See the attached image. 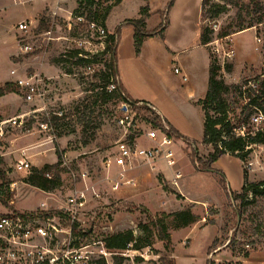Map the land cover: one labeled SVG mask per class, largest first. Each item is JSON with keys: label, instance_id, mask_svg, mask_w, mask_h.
<instances>
[{"label": "rangeland", "instance_id": "obj_1", "mask_svg": "<svg viewBox=\"0 0 264 264\" xmlns=\"http://www.w3.org/2000/svg\"><path fill=\"white\" fill-rule=\"evenodd\" d=\"M97 1L100 12L112 7L106 19V33L113 35L119 29L115 54L119 82L132 98L152 102L167 119L156 115L164 121L162 128L167 127L173 139L176 166L170 171L180 186H168L164 177L155 171L150 172L154 175V183L146 185L144 191L123 194L135 189L127 187L110 191L109 179L114 178L116 171L107 174L103 168L104 159L112 156L120 144H130V137L132 144L140 145L136 138L160 131L149 121L155 114L136 112L131 127L124 130L118 127L117 121L129 115L128 104L112 100L93 104L94 95L91 96L89 90L101 84L99 74L110 55L103 53L105 44L101 45L103 40L95 30L89 25L86 27L85 16L81 23L73 17L76 1L0 0V89L6 84L13 85L9 77L12 69L21 75H38L45 82L42 102H24L22 93L14 85L11 93L0 97V123L23 117L21 130L9 125L0 138V186H4L3 198L7 200L5 204L0 203V214L38 213L42 204L52 214L76 193L83 192L86 204L79 219L84 223L82 232L88 235L83 237L82 243H94L93 257L97 262H111L116 255L105 252L103 257V238L128 231L140 240L139 246L147 240L150 246L140 249L146 253L148 249L147 255L157 256V259L145 263L141 259L136 261L135 257L133 260L124 258L122 264H160L161 258L173 259L153 231L143 233L140 227L148 224V216L162 217V214L167 216L163 219L171 242L183 256L178 260L180 264H205L202 254H207L214 243L216 249L207 257L215 264H235L241 262L245 254L248 259H264V195H247L243 203L232 199L246 181L249 184L264 181V144L251 146L243 164L234 156L223 155L209 171H201L198 163L191 162L193 153L195 160H203L209 152V148L201 144L203 117L198 106L208 89L209 56L210 62L219 67L218 79L226 86L246 80L255 85L254 80L261 79L264 0H254V3L241 0L240 9L227 7L216 20L207 21L204 25L212 28L214 41H217L207 49L199 46L201 0H173L169 10L170 0H119L116 6V0ZM142 1L144 4L150 2L151 7L145 4L149 11L154 7L144 31L165 27V19L166 27L163 38L155 34L143 39L137 55L134 28L127 23L139 19ZM216 2L219 0H209V3ZM55 10L56 15L52 17ZM23 15H27L26 19L19 20ZM238 16L243 27H250L240 33H237ZM20 21L30 26L27 42L31 51L27 54H22L18 47L20 34L16 25ZM259 21L261 23L257 24ZM227 30L234 34L222 40L216 38ZM220 45L224 52L232 54L231 59L223 62L221 53L214 55ZM71 52H79V57L91 63L83 67L55 62L58 56ZM175 68L180 74L174 73ZM225 98L234 113H238L237 95L232 93ZM59 112H62V119L53 122V113ZM44 124L50 128L48 131L40 128ZM170 125L181 139L171 133ZM57 155L61 156L58 190L47 194L24 183L32 169L54 165ZM22 160L29 164V169L17 173L14 166ZM157 168L171 175L163 162L160 161ZM83 172L88 175L85 182L80 180ZM90 188H94L98 198L91 194ZM182 210H190L196 221L175 230L171 216ZM247 264L264 263L254 260Z\"/></svg>", "mask_w": 264, "mask_h": 264}, {"label": "trees", "instance_id": "obj_2", "mask_svg": "<svg viewBox=\"0 0 264 264\" xmlns=\"http://www.w3.org/2000/svg\"><path fill=\"white\" fill-rule=\"evenodd\" d=\"M77 3V8L73 12L74 18H82L84 17V21L86 27L88 24L95 23L98 24L103 31L105 32V39L103 41L104 49L103 53H108L110 56L107 61L104 63V70L99 74L101 84L95 85L89 90L91 96L94 95V102H102L106 103L108 101L114 102H122L124 104L136 105L137 102L132 101L124 89L122 88L116 73V48H117V40L119 29L115 30L113 35L107 34L105 29L106 19L112 9V7H106L102 12L98 11L99 2L97 0H75ZM254 3V0H251ZM119 0H116L114 5H118ZM173 4V0H170L167 6V10ZM113 5V6H114ZM257 4H255L256 8ZM227 7H235L240 9L241 0H219L216 3H209V0H201L200 4V34H199V46L209 47L214 39V32L211 27L205 26L204 24L209 20H216L221 14L226 11ZM257 9L258 6H257ZM256 9V10H257ZM84 10V12H83ZM260 11V10H258ZM257 11V12H258ZM149 17V8L147 6L140 7L139 10V19L132 20L127 24H130L134 28L133 35V43L135 47V53L138 55L143 39L154 36L155 34H159L161 38H163V32L166 27V19L164 20L165 27H160L159 30L153 32H145L144 24L145 20ZM238 28L237 33L243 32L250 27H243V22L240 20V16H238ZM259 21L257 24H260ZM43 27V25L41 24ZM234 34V32L223 31L219 33L216 38L224 39L229 35ZM79 52H71L69 54H64L58 56L56 59V63L59 65L72 63L73 66H87L91 63L90 60L83 59L78 56ZM209 56V67H208V80L207 92L202 100L198 102V106L202 112L203 117V133H202V141L201 144L204 147L209 148V152L205 159H197L195 160V154L193 153L191 162L195 164H199L200 168L198 170L201 171H209L211 165L215 163L221 156L223 155H231L241 160L242 164L249 156V150L247 147L253 145L264 144V133H258L254 137L249 140H242L240 138L235 137L233 134V129L236 125L239 124H247L249 116L251 114V109L254 107H260L264 105V53H262V74L261 79L256 78L254 82L255 85H252L248 80L243 81L239 84H233L231 86H226L223 81L218 79V71L219 67L210 62ZM226 72H229V69H226ZM112 82L115 85V91L111 93L106 92V88ZM252 85V86H251ZM14 86L11 84H6L3 88L0 89V97L11 93L13 91ZM236 94L238 97V113H234V110L231 108L227 99L225 98L229 94ZM142 109H140L141 111ZM77 111V109H75ZM144 111V109L142 110ZM145 113H150L148 110H145ZM233 114V117H229V115ZM62 119V118H61ZM149 120V119H148ZM53 122L60 121V118L52 117ZM150 124L159 130H163L162 124L164 121L161 120L160 117L154 116L151 120ZM170 128V127H169ZM171 133L177 138L181 139L182 137L176 132L174 129L170 128ZM167 136L170 137L169 132H167ZM130 144H132L133 138H129ZM61 156L57 155V162L54 165H44L41 169H32L30 174L23 180L26 185L31 188L40 190L44 193H51L58 190L61 186V177L59 170ZM197 164V165H198ZM194 165V164H193ZM48 175L50 179L46 177ZM244 175L247 177V173L244 170ZM4 186H0V203L5 204L7 202L6 198H3V189ZM256 197L258 195H264V181H259L257 183H247L243 185L239 193L232 195V199L234 201H239L243 203L245 196ZM164 217H167L165 214H162V217H151L148 216V224L140 225L141 231L143 233H150L153 231L155 237L160 241L165 250L172 254L174 251V246L171 242L170 235L168 233V229L164 222ZM173 217V229L179 230L187 227L188 225L194 223L196 221L193 214L190 210H182L179 212H175L172 214ZM151 227V229H150ZM90 230V229H88ZM88 235L87 233H82V236ZM103 247L105 250L110 251L112 253L124 252L129 249L131 246L132 250H141L140 248H146L150 246V243L147 240H144V244L139 246L140 240L135 238L131 232H123L114 235H109L103 238L102 240ZM231 243V241H230ZM216 243L212 244L208 250L207 255H210L212 251L216 249ZM244 259L248 258V255H243ZM136 261H139L137 259ZM113 264H122L123 258L118 256L112 257ZM98 264H105L104 261L97 262ZM160 264H175L174 260H166L165 258H161L159 260ZM205 264H215V262L211 259H207ZM225 264V263H223ZM237 264V263H235Z\"/></svg>", "mask_w": 264, "mask_h": 264}, {"label": "built area", "instance_id": "obj_3", "mask_svg": "<svg viewBox=\"0 0 264 264\" xmlns=\"http://www.w3.org/2000/svg\"><path fill=\"white\" fill-rule=\"evenodd\" d=\"M51 15L52 17L55 16L56 10ZM76 20L79 23L83 22L81 17L76 18ZM88 25L104 41L105 32L103 29L95 23ZM16 28L20 34L18 41L19 50L22 54H27L31 51V47L27 42L30 26L25 21H22L16 25ZM46 35H49V32ZM256 41L260 42L259 39ZM216 42L214 41L213 43ZM224 51V47L220 45V49L214 50L213 53L214 55L221 53L220 59L225 62L226 59L232 58V54ZM174 73L180 74V71L175 68ZM9 75L12 78L13 85L22 93L24 102H42L45 99V82L40 76L21 75L16 69H12ZM182 79L185 80V76ZM112 91H115V85L110 82L106 88V92L111 93ZM127 107L129 108V115L123 114L124 116L117 121L118 127L124 130L131 127L133 117L140 109H144V112L148 110L150 113L159 116L157 110L149 103L128 104ZM46 115L48 116V113ZM53 115L61 118L62 112L53 113ZM22 118L19 116L13 120L0 123V138L4 135L5 127L9 125L12 128L21 130L23 128L21 123ZM40 128L47 131L50 129L46 124L40 125ZM159 131V138L151 147L143 148L135 144L122 143L117 147L116 152L112 156L104 159L103 168L106 173L110 174L111 171H116L114 178L109 179V189L111 192L121 190L123 187H136L135 181L128 177L129 172L134 169L133 165L135 161H140L146 166H151V171L154 170L152 165L160 161L168 169L176 166L173 139L167 136L168 128L164 127L163 130ZM258 133H264V105L252 108L247 124L236 125L233 129L235 137L244 141L249 140ZM250 148L251 146L247 147V149ZM28 169L29 164L24 160L17 161L14 166V171L17 173L26 172ZM46 177L50 179L48 175ZM87 177L88 175L85 172L80 174V180L82 179V181L86 180ZM177 181L173 175L170 184L177 188ZM90 191L95 198L99 197L94 188H90ZM85 204L86 196L83 192H80V194L76 193L75 196L68 199L64 207L51 212L52 214L47 212L48 210L43 204L40 206L38 213L20 214L11 212L0 214V264H98L93 257L95 253L93 250L94 243H82V225L84 223L80 221L79 213ZM148 251L147 249V253ZM105 252L113 254L110 251L104 250V254H102L104 258ZM147 253L143 252L142 249L131 250V246H129V249L124 251V253L119 252L114 254L123 259L133 260L135 257L145 263L157 259V256H148ZM105 264H113V262L106 261Z\"/></svg>", "mask_w": 264, "mask_h": 264}, {"label": "crops", "instance_id": "obj_4", "mask_svg": "<svg viewBox=\"0 0 264 264\" xmlns=\"http://www.w3.org/2000/svg\"><path fill=\"white\" fill-rule=\"evenodd\" d=\"M143 2V1H142ZM174 2H175V0H174ZM143 4H144V2H143ZM145 4H146V2H145ZM145 4L144 5H142L141 7H144L145 6ZM146 5H149L150 6V2H147V4ZM151 7V6H150ZM153 9H154V7H153ZM153 9H151L150 11H149V17L145 20V22H148V19L152 16V14H153V12H154V10ZM24 17L23 18H21V19H19V20H22V19H26V17L25 16H27V15H23ZM18 20V21H19ZM20 22H22V21H20ZM20 22H18V23H20ZM17 23V24H18ZM105 29H107L106 28V22H105ZM107 32H108V30H107ZM109 33V32H108ZM110 34V33H109ZM201 47V46H200ZM203 49H206L205 47H202ZM207 67H209V62H208V66ZM182 69L184 70V71H186L187 72V70H186V66H183L182 65ZM208 69V68H207ZM9 73H10V71H9ZM9 77H10V75H9ZM121 84V83H120ZM122 86V85H121ZM122 88L124 89V91L126 92V94L128 95V97L132 100V101H137V102H143V101H145V102H147V103H149V104H151L154 108H156L153 104H152V102H150V101H148V100H142V99H134V98H132L131 96H130V94L125 90V88L122 86ZM158 112H159V110H157ZM159 114V116L160 117H162V118H164V119H166L165 118V116L164 115H162V113H158ZM167 120V119H166ZM168 122V121H167ZM169 123V122H168ZM170 124V123H169ZM172 128H174L172 125H170ZM175 129V128H174ZM176 130V129H175ZM177 131V130H176ZM178 132V131H177ZM159 132L158 131H153L152 132V135L151 134H144V135H142V136H140V137H138V138H136L135 139V141L138 143L139 142V144L142 146V147H151L153 144H154V142L159 138ZM134 142V141H133ZM134 144V143H133ZM140 145H138V146H140ZM31 158V156L29 157V159ZM158 163H160V162H156L155 164H153L152 165V167L154 168V170H150V168H151V166H146L144 163H142V162H140V161H135L134 162V165H133V167H134V169H133V171H131V172H129V174H128V177L129 178H131V179H133L134 181H135V183H136V187H135V189L134 190H128V191H125L123 194H131V193H134L135 191H144L145 189H146V185H148V184H150V185H152V183H154V180H152L153 178H154V175H152L151 173H153V172H158L161 176H163L164 177V179H165V181H166V183H167V185L168 186H170V187H173L171 184H170V182H171V179H172V177H173V175H172V172L170 171V170H172L173 168H171V169H169V172L171 173V175H167L165 172H164V170H162L161 168H157V164ZM43 166V165H42ZM41 166V167H42ZM151 172V173H150ZM158 179H160V176H158ZM177 186L179 187L180 186V183H179V181H177ZM174 189V188H173ZM178 190V189H177ZM192 230V229H191ZM176 232H178V231H176ZM185 237H187V235H184ZM171 239H172V237H171ZM186 240V238L184 239V241ZM188 241V240H187ZM182 255V254H181ZM181 255H179V253L177 252V250H176V246H175V244H174V251H173V253H172V257H173V260H174V262H175V264H180L179 262H178V260H179V258L180 257H183V256H181ZM202 259H203V261H205L206 262V260L208 259V257H207V254L205 253V254H202ZM260 261V262H262V263H264V259H262V260H259V259H252V258H250V259H243L241 262H236L237 264H247V263H249L250 261Z\"/></svg>", "mask_w": 264, "mask_h": 264}]
</instances>
